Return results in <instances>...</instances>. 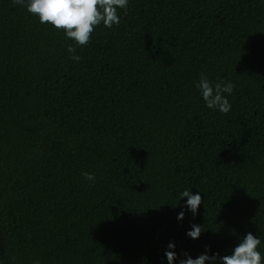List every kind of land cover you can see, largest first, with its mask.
<instances>
[{
  "label": "trees",
  "instance_id": "trees-1",
  "mask_svg": "<svg viewBox=\"0 0 264 264\" xmlns=\"http://www.w3.org/2000/svg\"><path fill=\"white\" fill-rule=\"evenodd\" d=\"M118 15L81 47L0 0V264H180L248 233L264 257V0ZM201 73L235 85L228 114L206 106Z\"/></svg>",
  "mask_w": 264,
  "mask_h": 264
},
{
  "label": "clouds",
  "instance_id": "clouds-1",
  "mask_svg": "<svg viewBox=\"0 0 264 264\" xmlns=\"http://www.w3.org/2000/svg\"><path fill=\"white\" fill-rule=\"evenodd\" d=\"M129 0H27V11L39 18L41 24H50L54 29L66 33L67 38L75 41L78 46H86L91 39L95 28L103 24L106 28H112L113 25H119L120 18L118 9L127 10ZM13 5H25V0H12ZM67 52L70 58L76 62L81 57L75 55L76 48L69 45ZM235 85L231 82L225 83L218 81L213 84L208 77L201 73L199 83L196 88L209 109L219 110L223 114L231 111V104L225 97V93L232 95ZM85 180L95 181V175L83 173ZM187 198L186 207L193 215L198 213L202 203L200 194L193 195L191 191L184 190L181 199ZM179 220L184 219V213L178 216ZM191 231L187 233L192 239H199L202 228L199 225H193ZM261 240L257 239L252 233H248L242 242L235 247L232 255L220 257L219 254L209 256L201 254L193 259L187 256L181 259L180 264H264L258 247ZM170 249H174V244H169ZM187 255V254H185ZM169 264H174L177 259L174 251L166 252Z\"/></svg>",
  "mask_w": 264,
  "mask_h": 264
}]
</instances>
